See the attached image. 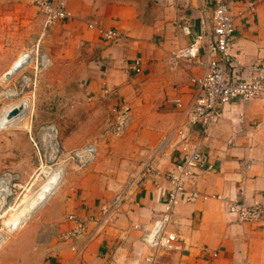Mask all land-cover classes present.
Here are the masks:
<instances>
[{
    "label": "crops",
    "instance_id": "obj_1",
    "mask_svg": "<svg viewBox=\"0 0 264 264\" xmlns=\"http://www.w3.org/2000/svg\"><path fill=\"white\" fill-rule=\"evenodd\" d=\"M63 1L74 18L53 25L47 43L59 48V56L78 58L80 79L91 99L115 119L127 118V134L124 142L111 147L112 172L106 173L108 150L96 145V162L67 179L20 236L3 242L0 264H146L152 251L143 237L164 210L169 188L164 175L179 158L171 147L155 162L162 175L149 174L133 189L115 221L96 240L77 242L76 252L73 242L60 241L59 235L74 226L68 215H98L158 142L185 122L184 110L167 100L178 97L188 105L200 94L196 81L206 71L203 63L215 55L213 0ZM229 7L235 21L232 77L241 80L264 48V0H229ZM43 28V16L32 0H0V103L25 73L13 75L24 41L39 42ZM98 28L114 30L120 37L109 43ZM199 37L198 58L178 56ZM137 58L139 73L130 68ZM33 146L29 131L0 130V176L8 173L16 176L18 185L27 184L38 166ZM204 152L207 161L197 171L196 188L209 197L177 204L168 226L186 240L189 250L159 251L154 264H264V230L237 221L226 208L233 200L264 206V95L234 99L221 107ZM203 248L217 251L218 257L207 262L210 253L204 256Z\"/></svg>",
    "mask_w": 264,
    "mask_h": 264
},
{
    "label": "built area",
    "instance_id": "obj_2",
    "mask_svg": "<svg viewBox=\"0 0 264 264\" xmlns=\"http://www.w3.org/2000/svg\"><path fill=\"white\" fill-rule=\"evenodd\" d=\"M32 2L43 16L45 28L74 18L63 0H32ZM250 10L255 11V4H250ZM211 23L213 25L211 47L214 48L215 55L203 63L206 66V71L202 78L196 81L199 85L200 94L188 105H185L178 97L167 100L169 104L184 110L185 122L172 128L158 142L159 144L150 151L148 159L136 170L125 187L110 202L100 207L98 215H91L87 218H80L73 214L67 216V219L72 221L74 226L70 230L61 232L59 239L63 242H73L71 245L73 251H79L77 242L84 240L88 243L96 240L103 230L115 221L120 207L130 192L139 186L149 174L154 173L157 177L162 175L156 170L155 162L167 147L176 149L179 158L174 163L173 168L164 175L169 182L164 210L143 237L144 242L152 251L151 255L145 258V263L154 264L155 254L159 251L189 250V244L186 240L177 233L168 230V226L172 221L174 208L177 204L195 202L199 199L206 200L209 197L199 193L196 188L197 171L205 168L207 161L204 141L209 136L210 129L217 120L221 107L234 99L250 101L264 95V48L256 62L246 68L244 79L239 80L232 77L231 49L233 47L232 38L235 32V21L230 13L229 0H213ZM89 27L95 28L93 24H89ZM98 29L105 41L109 43L117 41L120 37L114 30ZM201 46L202 39L199 37L188 48L182 50L178 56H183L189 60L196 59ZM32 57L27 65L19 67L13 75L26 71L31 65L36 74L40 68L48 66L43 55L40 56V60L36 54H32ZM130 68L135 73H139L141 71V59L137 58ZM27 80L26 76L22 78L25 83ZM15 89L16 87H13L9 90L17 95ZM9 90L6 91L4 99L7 98ZM28 131L34 149L39 154L43 152L44 157L47 155V162L51 161L49 159L53 157L61 156V145L58 142V131L55 127L43 126L38 136L33 135L32 129ZM97 154V146L88 144L81 150L70 152L66 160L82 169ZM16 179V176L8 173L0 176V207L4 206L7 197L10 195V187L16 185L14 182ZM226 208L228 213L237 221L256 224L261 230H264V206L262 203L247 204L244 201L233 200L227 203ZM90 225L92 230L89 229ZM209 251L207 248H203L201 251L204 256L210 253V258L205 257L207 262L216 259L219 255L215 250Z\"/></svg>",
    "mask_w": 264,
    "mask_h": 264
},
{
    "label": "rangeland",
    "instance_id": "obj_3",
    "mask_svg": "<svg viewBox=\"0 0 264 264\" xmlns=\"http://www.w3.org/2000/svg\"><path fill=\"white\" fill-rule=\"evenodd\" d=\"M52 26L43 28L39 32L42 35L39 42L36 40L24 41L25 48H22L20 58L17 60L16 72L24 63L27 65L31 61V54H36L39 60L43 55L48 66L40 68L37 74L32 65L23 71L25 73L22 74L19 85L15 89L17 95L9 90L10 95L8 94L6 100L0 103V111L4 106L24 98L30 99L33 109L26 124L5 128L3 131L20 132L32 129L33 135L38 136L43 126H53L58 131L61 156L53 157L49 159L51 161L47 162V155L45 158L43 152L39 154L34 149L38 160L34 175L24 186L18 185L17 180L14 181L17 184L10 187V195L4 206L0 207V235L4 237V242L15 240L33 223L35 214L39 210L16 229L10 231L8 223L15 213L11 207L19 208L21 203L46 179L49 172L55 168L64 170L65 175L61 186L76 173L85 171L92 166L98 156L96 155L90 163L79 169L72 162L66 160L70 152L81 150L88 144L104 146L108 150L104 156L106 165L109 166L106 173H110L112 172L110 164L113 162L111 147L124 142L127 134V118L120 116L115 119L110 111L98 107L91 99L92 96L88 94L80 79L78 58L59 56V48H56L52 43H47V33ZM24 76L28 78L26 83L22 81ZM113 187L118 189V185Z\"/></svg>",
    "mask_w": 264,
    "mask_h": 264
},
{
    "label": "bare ground",
    "instance_id": "obj_4",
    "mask_svg": "<svg viewBox=\"0 0 264 264\" xmlns=\"http://www.w3.org/2000/svg\"><path fill=\"white\" fill-rule=\"evenodd\" d=\"M31 58H33L32 54ZM16 63L14 64L13 68L18 65V63ZM25 65L26 63H24L22 66ZM15 107H21L22 111L17 116L9 119L8 113L12 108ZM32 109V102L30 101V99L27 98L19 100L16 103L4 106L0 113V130L17 125H25L26 121L30 118L32 114ZM64 175L65 172L62 168H55L54 170L48 173L46 179L39 185V187L36 188L33 193L31 192L32 194L21 203L19 208L14 209V207H11L13 210H15V213L14 216L11 218V221L8 223L10 231L16 229L24 221H26L29 217L34 215L38 210H40L43 206L47 204L50 198L57 192V188L60 187ZM9 190L10 189L8 187V191ZM3 242L4 237L0 235V246L3 244Z\"/></svg>",
    "mask_w": 264,
    "mask_h": 264
},
{
    "label": "water",
    "instance_id": "obj_5",
    "mask_svg": "<svg viewBox=\"0 0 264 264\" xmlns=\"http://www.w3.org/2000/svg\"><path fill=\"white\" fill-rule=\"evenodd\" d=\"M22 111V108L21 107H15V108H12L9 113H8V118L11 119L15 116H17L19 113H21Z\"/></svg>",
    "mask_w": 264,
    "mask_h": 264
}]
</instances>
